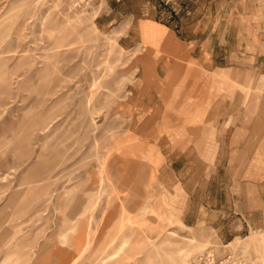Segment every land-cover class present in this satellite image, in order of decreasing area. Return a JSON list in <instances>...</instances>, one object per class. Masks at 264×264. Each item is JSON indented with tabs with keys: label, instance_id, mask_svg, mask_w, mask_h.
Masks as SVG:
<instances>
[{
	"label": "rangeland",
	"instance_id": "374dc122",
	"mask_svg": "<svg viewBox=\"0 0 264 264\" xmlns=\"http://www.w3.org/2000/svg\"><path fill=\"white\" fill-rule=\"evenodd\" d=\"M259 2L0 0V264H180L182 247L185 264H264V231L239 213L261 183ZM188 146L218 155L180 185L171 155Z\"/></svg>",
	"mask_w": 264,
	"mask_h": 264
},
{
	"label": "crops",
	"instance_id": "0c3cea01",
	"mask_svg": "<svg viewBox=\"0 0 264 264\" xmlns=\"http://www.w3.org/2000/svg\"><path fill=\"white\" fill-rule=\"evenodd\" d=\"M253 4L259 5V0H252ZM257 18V33L253 40L252 45V68L259 76H264V11L259 14ZM130 20L133 21L135 18L132 16ZM140 24L141 27H149L152 26L153 28L157 29L159 32L162 33L163 38H167L168 34L170 35V30L166 25L160 24L155 20L152 19H136ZM157 22V23H156ZM171 40H175V35L172 34L169 37ZM196 50V46H193L192 52H188L189 64L195 62V57L192 53ZM176 63H169L165 68L174 67ZM179 67V66H177ZM217 69L222 70L223 68L217 67ZM252 156L257 153L260 157V166L255 171V175L252 178H247V180L261 182L258 185H252V192L251 194H244L245 197L244 203L246 205L252 204L253 207L251 208H243L241 210L242 213L248 217L249 219L256 220L260 225L261 229L264 231V138L262 139L258 136L257 139L252 140ZM249 146L242 145L241 149H238L237 156L247 158L248 152L247 149ZM195 148L192 146H188L187 148H177L172 155L170 165L172 166L173 174L175 175L176 179L178 180L180 185H183V182L191 181V180H199V179H206L205 176L202 178L196 177L195 170L192 166L200 164L203 169L202 173H205L206 170L208 171L211 169V164L216 163V154L214 159L204 160L196 151ZM219 149V147L217 148ZM182 166V167H180ZM186 166H189L186 168ZM209 179V177H207ZM244 179V178H243ZM246 179V178H245ZM244 218V217H243ZM252 224V223H251ZM243 227V224H241ZM253 228V227H252Z\"/></svg>",
	"mask_w": 264,
	"mask_h": 264
},
{
	"label": "built area",
	"instance_id": "2783aa9c",
	"mask_svg": "<svg viewBox=\"0 0 264 264\" xmlns=\"http://www.w3.org/2000/svg\"><path fill=\"white\" fill-rule=\"evenodd\" d=\"M217 256L212 250H207L193 258L189 264H247L243 258L233 253Z\"/></svg>",
	"mask_w": 264,
	"mask_h": 264
},
{
	"label": "bare ground",
	"instance_id": "6f19581e",
	"mask_svg": "<svg viewBox=\"0 0 264 264\" xmlns=\"http://www.w3.org/2000/svg\"><path fill=\"white\" fill-rule=\"evenodd\" d=\"M113 34L114 33H112V35H110V39L112 40V39H114L115 38V36H113ZM28 184V183H27ZM22 185H24V184H22ZM98 190V192L96 191V193H91L90 194V198H89V200L90 199H92L90 202H89V207L90 208H94L95 206H96V204H97V202H98V200H99V197H100V194L101 193H99V191H100V189L98 188L97 189ZM101 192V191H100ZM188 252H190V251H188ZM183 247L181 248V252H180V254H181V256H179V260L181 261L180 262V264H185L186 263V261H187V259H188V257H189V253H188ZM191 254V253H190ZM164 262H166V263H169V261H164Z\"/></svg>",
	"mask_w": 264,
	"mask_h": 264
}]
</instances>
